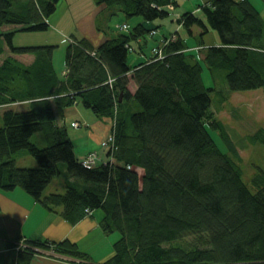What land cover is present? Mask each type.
<instances>
[{
    "label": "trees",
    "instance_id": "obj_1",
    "mask_svg": "<svg viewBox=\"0 0 264 264\" xmlns=\"http://www.w3.org/2000/svg\"><path fill=\"white\" fill-rule=\"evenodd\" d=\"M60 1L0 0V108L26 105L1 116L0 191L20 189L71 226L100 210L99 229L119 239L99 263L69 240H24L16 264H32L37 251L78 264H264V172L251 179V193L241 180V158L215 117L214 90L201 78L204 66L212 78L223 73L232 93L264 87L259 13L247 0H208L198 15L184 13L176 21L190 37L192 29L199 31L195 48L174 33L160 58L131 67L129 49L141 38L136 48H144L158 29L149 25L168 18L177 0H97L106 7L104 17L120 14L136 23L97 48L71 38L60 77L52 65L55 46L12 43L16 33L46 32ZM210 32L219 46L205 48ZM75 104L111 121L104 162L95 154L77 159L66 126L58 125L56 113ZM208 128L218 132L226 153ZM35 135L39 147L31 141ZM251 140L264 145V130ZM22 152L37 168L16 165ZM91 155L94 164L83 165ZM55 178L64 191L45 195Z\"/></svg>",
    "mask_w": 264,
    "mask_h": 264
},
{
    "label": "crops",
    "instance_id": "obj_2",
    "mask_svg": "<svg viewBox=\"0 0 264 264\" xmlns=\"http://www.w3.org/2000/svg\"><path fill=\"white\" fill-rule=\"evenodd\" d=\"M197 1L198 2L195 4V9H191L189 11H186L185 13H195L196 15H198L200 13L198 7L204 5L208 0ZM247 1L252 4L255 10L259 13L261 19L264 21V0ZM178 2L179 1H177V4ZM89 3L90 4L88 6V10H85V13L81 16V18L85 19V21L83 23H81L80 20L78 22H75V27L77 34L81 36L80 38L85 39L93 48H97L104 41L112 38L116 32L113 30V28L105 27V20H102L104 24L102 27L98 26L99 19L104 16V13L106 14V7L104 5L98 6L97 0H89ZM75 7H77L76 9L80 10L82 8V5L77 4V6H75V3L70 4V10L75 9ZM177 8L178 5L177 7L172 8L170 12L174 13L173 20H171V14L169 15V20L171 22L174 21L177 24L176 32L174 33L180 34V30H182V27L178 25L176 21L181 15L179 12H177ZM48 24L50 28V21L48 22ZM123 24L127 25L124 20L121 25ZM160 24L162 25V22ZM151 26H154V23H152ZM156 27H158V29L154 37L152 39H146L145 43V46L148 42L153 41V43H156L155 46H151V50L153 49V47L156 48L160 46L164 41V38H168V35L170 33L169 32L168 34H164L162 31H160V25ZM85 28L90 34L85 31ZM192 33V37H190L189 35L188 37L180 36L185 40L186 46H188L187 42H190L188 41V39H194V36L198 35L199 31L197 29H192ZM141 39L136 42V45L134 47H132L133 53L129 58L131 67H134L137 64H141L142 62H146L148 58H151V50L148 52L145 46L142 50L136 48L137 45L138 47H141V45L143 44ZM203 45L205 48L219 46L217 35L214 32L208 33L203 38ZM52 65L55 73L58 76L62 77L65 70V64L64 67L60 68L57 72L52 57ZM128 77L130 78L131 74H128ZM135 90V84L130 81L128 85L129 93L131 95H134ZM25 106L26 105L23 103L1 107V116L6 109L19 111V109L24 110ZM80 108L83 107H81L80 104H75L64 109L60 114L56 113L57 123L58 125H65L66 128L70 129H74L71 128V125H80V128H75L77 130H73V134L70 137L74 145L77 159L81 161V159L86 155L95 154L97 156V162H104L106 151L102 148V152L98 153V149L100 148V143H102V141H104L110 135L111 121L106 119H97L94 116L91 117L87 111H84V108V110ZM1 116L0 124L2 121ZM80 120H82V122ZM16 165L18 166L17 162ZM19 167L23 168L22 166ZM33 167L35 166H29V168ZM95 213L96 212H92L89 217H85L76 225L71 226L63 221V219H61L59 215L50 213L40 207L38 204H35L33 200L20 189H15L7 193L0 191V264H16L17 254L14 251V247L12 246L17 241H19L20 238L26 239L30 242L49 241L58 243L64 240H69L70 242L77 244L81 251L90 256L91 252L89 251L93 249L98 243H101L104 238H106V236L101 232L98 226V222L101 217L99 218V216H96ZM87 242L89 243V245L87 244ZM111 254L112 252L101 255L99 262L106 260L111 256ZM32 264L78 263L57 260L53 257H47L46 254L42 252L41 254L34 256Z\"/></svg>",
    "mask_w": 264,
    "mask_h": 264
},
{
    "label": "rangeland",
    "instance_id": "obj_3",
    "mask_svg": "<svg viewBox=\"0 0 264 264\" xmlns=\"http://www.w3.org/2000/svg\"><path fill=\"white\" fill-rule=\"evenodd\" d=\"M178 8L177 12L182 15L186 11L191 9H195V4L198 2L197 0H177ZM75 3L82 5L80 10L75 9L70 10V4ZM89 0H61L57 6L55 13L49 18L50 20V28L46 32L39 33H26L20 32L16 33L13 37L12 43L14 47L20 46H39V45H51L55 46L53 52V63L57 72L60 68L64 67L65 62V50L67 44L72 41L71 38L77 37L80 38L76 32L75 22L80 20L81 23L85 21L81 16L84 14L85 10H88ZM173 20L174 13L170 12ZM169 14V15H170ZM176 14V13H175ZM116 14L112 18H107L106 16L102 17V20H105V27L113 28L115 32H118L121 28V24L124 22L128 25L129 29L134 26L136 23V18H131L125 20L122 15ZM180 18V17H179ZM264 18V14H263ZM170 18H166L164 20H156L154 26H159V30L164 34H168L169 36L176 32L177 24L173 21L169 20ZM48 21V22H49ZM47 22V23H48ZM162 22V25L160 24ZM104 25V24H103ZM121 25V26H118ZM124 25V24H123ZM117 26V27H116ZM171 26V27H170ZM117 29V30H116ZM87 32V29L85 28ZM180 36L188 37V34L185 30H180ZM128 32V31H125ZM89 33V32H87ZM215 33V32H214ZM90 34V33H89ZM216 34V33H215ZM217 35V34H216ZM188 39V38H187ZM160 40V39H158ZM187 42L190 48L196 47V41L194 39H188ZM156 43L148 42L146 45V50L148 52L151 50V46H155ZM151 57H153V52H151ZM216 75L211 77L209 72L203 66V71L201 74L202 83L205 89H213L214 91L209 94L212 107L215 112V117L222 123L226 134L228 135L231 143L235 147L239 157L241 158L240 168H241V180L245 184V186L250 190L251 193L254 194V189L251 186V179L256 174L257 170H262L264 172V145L260 143L252 142L251 137L259 130H264V87L249 92H240V93H232L228 90L224 82V74L223 73H215ZM83 109V108H80ZM233 109V110H232ZM84 110V109H83ZM19 111H22L19 109ZM89 113L91 117L93 115L90 111L84 110ZM231 115V116H230ZM1 116V112H0ZM238 117V118H237ZM82 122V120H80ZM2 125V121L0 126ZM83 128V127H82ZM81 128V129H82ZM68 135L71 137L73 134V130L67 128ZM209 135L218 150L221 153L227 152V146L220 138L217 131L210 130L208 128ZM38 135H35L32 138V142L39 147L38 142L40 143V138ZM102 148L98 149V153H101ZM100 151V152H99ZM16 162L19 166L23 168H29V166H35L37 168L36 162L31 159L25 152L19 154L17 156ZM20 168V167H19ZM63 182L61 178H55L48 188L45 190V195L48 193L58 192L61 194L63 192ZM96 216L102 218V212L100 210L95 211ZM90 216V215H89ZM87 216V217H89ZM119 239V236L115 234H111L106 236L101 243H98L91 252V261L93 263H99V259L101 255L108 254L113 251V244ZM26 239H21L20 242ZM189 242L191 240H188ZM18 242V241H17ZM89 245V243L87 242ZM100 249V250H99ZM99 250V251H98ZM47 257H53L57 260L68 261L62 257H56L51 253H44ZM102 262V261H101Z\"/></svg>",
    "mask_w": 264,
    "mask_h": 264
},
{
    "label": "built area",
    "instance_id": "obj_4",
    "mask_svg": "<svg viewBox=\"0 0 264 264\" xmlns=\"http://www.w3.org/2000/svg\"><path fill=\"white\" fill-rule=\"evenodd\" d=\"M169 10H170V11L172 10V7H171V6H169ZM126 30H127V27H126L125 25H122L119 31L124 32V31H126ZM155 34H156V31H152V32L149 34V37L152 38ZM171 39L173 40V39H174V36H172V37H170L169 39L165 40V41L162 43V47H163L164 45H166ZM162 47H161V48H162ZM161 48H159V49H154V50L152 51V52H153V57H158V58L161 57V54H162V49H161ZM129 51H130V50H129ZM73 127H77V125H73ZM111 138H112V137L109 135L104 141H102V143H101L102 148H107V147H108L109 142L112 141ZM95 159H96V156H95V155H91V156H89L87 159H85V161L83 162V165H85V166H91V165L94 164ZM22 244H23V242H20L19 244H17V245L14 246V251H15L16 253L20 250V248L23 247ZM37 253H38V254H36V255H39V254H40V251H37Z\"/></svg>",
    "mask_w": 264,
    "mask_h": 264
},
{
    "label": "bare ground",
    "instance_id": "obj_5",
    "mask_svg": "<svg viewBox=\"0 0 264 264\" xmlns=\"http://www.w3.org/2000/svg\"><path fill=\"white\" fill-rule=\"evenodd\" d=\"M136 26H137V25H136ZM149 26H151V25H149ZM149 26H148V27H149ZM153 27H154V26H153ZM154 39H155V38H154ZM152 42H153V41H152ZM143 46H144V45H143ZM153 48H154V47H153ZM232 110H233V109H232ZM230 116H231V115H230ZM237 118H238V117H237ZM18 240H19V239H18ZM20 240H21V238H20ZM27 242H28V241H27Z\"/></svg>",
    "mask_w": 264,
    "mask_h": 264
},
{
    "label": "water",
    "instance_id": "obj_6",
    "mask_svg": "<svg viewBox=\"0 0 264 264\" xmlns=\"http://www.w3.org/2000/svg\"><path fill=\"white\" fill-rule=\"evenodd\" d=\"M121 101V98H119V102Z\"/></svg>",
    "mask_w": 264,
    "mask_h": 264
}]
</instances>
